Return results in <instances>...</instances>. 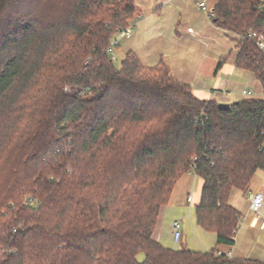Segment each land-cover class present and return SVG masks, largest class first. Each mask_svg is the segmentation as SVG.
Wrapping results in <instances>:
<instances>
[{
	"label": "trees",
	"instance_id": "obj_1",
	"mask_svg": "<svg viewBox=\"0 0 264 264\" xmlns=\"http://www.w3.org/2000/svg\"><path fill=\"white\" fill-rule=\"evenodd\" d=\"M211 12L234 67L264 85L249 36L264 39V0H217ZM136 16L134 0H0V264H264L152 239L193 169L196 225L234 244L230 193L264 172V96L222 110L162 63L128 52L116 69L107 48Z\"/></svg>",
	"mask_w": 264,
	"mask_h": 264
},
{
	"label": "crops",
	"instance_id": "obj_2",
	"mask_svg": "<svg viewBox=\"0 0 264 264\" xmlns=\"http://www.w3.org/2000/svg\"><path fill=\"white\" fill-rule=\"evenodd\" d=\"M192 1V0H191ZM139 19L129 38L119 41L114 48V56L118 51H123L126 56L132 52L139 62L145 67L164 64L172 78L179 83L190 86L194 95L199 99L215 100L219 104H232L247 96L263 97L264 85L260 84L254 76L244 70L234 67L236 53L233 48L220 49V42L229 36L219 30L208 19L204 12L198 8L199 2H205L206 7L212 11L217 0H193L191 8L197 12V18L191 22L187 19L191 9L187 4L189 0H134ZM195 6V7H194ZM187 16L186 18H184ZM182 19H186V21ZM188 21V22H187ZM192 23V24H191ZM191 29L192 32L187 30ZM220 36H222L220 38ZM120 42L123 49L120 48ZM225 42V41H224ZM196 44L206 50L215 48L208 67L203 64ZM222 47V46H221ZM225 50V51H224ZM232 54V57L230 55ZM203 55V54H202ZM224 59L220 68L216 66L220 59ZM190 192L187 193L185 206L191 208V229L197 238L203 242L199 248L194 246H181L183 241L182 221L181 238L179 243H174L170 235H165L164 217L168 207H162L152 235V239L165 248L178 250L186 248L194 252H208L217 249L223 253H231L232 258L244 260H264V172L257 171L246 193L232 190L229 204L238 211L240 219L232 246H216V236L198 227L195 223V207L200 202L203 182L196 176L185 174L179 180ZM263 198L262 207L258 213L250 209L251 199L255 195ZM188 197L191 201L188 202ZM193 213V214H192ZM171 227V226H170ZM170 240L173 242L172 246ZM215 242V247L208 246ZM187 245V244H186Z\"/></svg>",
	"mask_w": 264,
	"mask_h": 264
},
{
	"label": "rangeland",
	"instance_id": "obj_3",
	"mask_svg": "<svg viewBox=\"0 0 264 264\" xmlns=\"http://www.w3.org/2000/svg\"><path fill=\"white\" fill-rule=\"evenodd\" d=\"M193 0H189L188 2V6L191 8L192 4H193ZM195 5V3H194ZM195 7V6H194ZM207 10H209L208 6H207ZM189 16H185L184 18L187 17V19L189 20V22H191L192 19H196L197 18V12H195L193 10V8L189 9L188 12ZM206 15V14H205ZM206 17L208 18V16L206 15ZM209 19V18H208ZM186 21V19H182V22ZM210 20V19H209ZM188 22V21H187ZM192 24V23H191ZM134 28H132L133 30ZM131 30V33H132ZM222 36H220L221 38ZM223 40L220 42V49L226 48L225 50H229L232 47V45H234V43L232 41H229L227 39H225L224 37H222ZM225 41V42H224ZM222 46V47H221ZM197 50L201 49L202 51L199 54V56H201L203 64H205L208 67V64L210 63L212 56L214 54V52L216 51L215 48H210L208 50H206L203 46L201 47L199 44H196ZM120 48L123 49L124 46H122L121 42H120ZM224 50V51H225ZM203 54V55H202ZM115 60L113 61V66L116 69H119L121 66V62L124 60L125 58V54L123 53V51H118L117 54H115ZM230 57H232V54L230 55ZM226 59V58H225ZM255 97V95H253ZM182 181H177V183L174 186V189L171 193L170 196V200L169 203L165 206L168 207L167 209L168 212H166L165 217H164V230L163 233L165 235H170V226L171 224L178 220V221H182V233H183V241H182V245L181 246H194L195 248H199L200 245H203V242H201L197 236L193 233L190 225H191V208L189 209L187 206H185V199L187 196V193L190 192L188 189L185 188L184 185H182ZM193 214V213H192ZM172 246L173 242L170 240V242ZM187 244V245H186ZM208 246H212L211 248L215 247V242H211V244H209ZM144 260V256L143 254H139L137 257V261L139 263L143 262Z\"/></svg>",
	"mask_w": 264,
	"mask_h": 264
},
{
	"label": "built area",
	"instance_id": "obj_4",
	"mask_svg": "<svg viewBox=\"0 0 264 264\" xmlns=\"http://www.w3.org/2000/svg\"><path fill=\"white\" fill-rule=\"evenodd\" d=\"M198 8L204 12L208 18L211 19L212 17V12L207 10L206 4L205 2H199L198 3ZM139 19V16H136L135 19L133 20L132 24L127 27L124 30L118 31L117 33L114 34V36L111 38L110 41V45L107 48V54L109 56V58L114 61L115 60V56H114V48L115 46H117V44L119 43V41L121 39L124 38H129L131 35V30L133 27H135L137 20ZM188 32H192L191 29L187 30ZM250 37H253L256 39V45L258 46V48L260 50H264V39L261 36H257L256 34H251L249 35ZM244 95H246L247 97H250L249 93L243 92ZM188 175H194L193 174V169H191L188 173ZM195 176V175H194ZM191 201V197H188V202ZM262 202H263V198L261 195H255L254 197H252L251 199V205H250V209L255 212L258 213L260 208L262 207ZM171 237L174 243H179L180 242V238H181V226H180V222L178 220L174 221L171 224ZM224 254L226 257H231V253H223L221 251H217V255H222Z\"/></svg>",
	"mask_w": 264,
	"mask_h": 264
},
{
	"label": "water",
	"instance_id": "obj_5",
	"mask_svg": "<svg viewBox=\"0 0 264 264\" xmlns=\"http://www.w3.org/2000/svg\"><path fill=\"white\" fill-rule=\"evenodd\" d=\"M218 107H219V109L225 110V109H228L229 105L228 104H219Z\"/></svg>",
	"mask_w": 264,
	"mask_h": 264
}]
</instances>
